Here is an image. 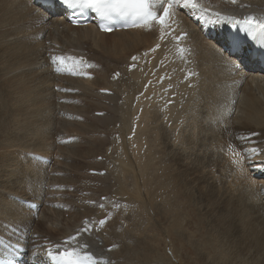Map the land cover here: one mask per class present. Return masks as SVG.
I'll list each match as a JSON object with an SVG mask.
<instances>
[{
	"label": "bare ground",
	"instance_id": "bare-ground-1",
	"mask_svg": "<svg viewBox=\"0 0 264 264\" xmlns=\"http://www.w3.org/2000/svg\"><path fill=\"white\" fill-rule=\"evenodd\" d=\"M193 3L194 7L185 6L183 0H179L171 7L163 25L150 23L102 33L91 25L71 26L60 15L40 12L30 0H0V96H5L0 101V133L3 132V140L7 133H11L7 128L11 122L8 116L13 110L14 114L28 111L25 101L33 100V94H23L25 85L29 83V72L39 75L34 98L39 101L49 99L54 105V118H49L41 126L42 120H39L38 129L27 131L31 116L20 126L24 136L35 146L17 148L13 141H9L12 151L0 153V250H3L1 242L24 239L27 240L25 246L36 252L41 242L54 244L79 232L72 243L76 246L87 245L84 250L98 259L106 260L108 264H130V261L132 264H191L193 257H197V264L221 262L202 247H194L193 250L186 215L178 212L184 205L197 200L190 198L193 190L190 179L187 187L180 184L169 194H159L160 199L156 201L172 220L170 230L165 232L162 239L165 245L159 257L152 256L154 251L151 244L153 238H158L154 233L133 229L132 233L127 231L124 234L126 226L122 228L121 214H128L136 206L126 203L120 210L113 207L110 202L112 197L107 195L111 189L108 183L111 174L106 168L107 153H117L111 166L115 171L112 172L113 186L118 187V173L124 169L121 151L116 147L113 149L107 132L94 127L89 130L88 125L86 129L89 131L85 130L80 135L82 141L64 143L67 138L75 137L63 133L76 124L77 117L84 111L81 102L98 98L101 99L100 108L89 107L87 114L93 111L90 113L97 115L93 118L100 121H119L118 111L121 107L131 116L140 111L135 124L129 125L133 131L131 133H136L129 136V141L135 146V154L131 155L129 164L146 186L153 188L156 185V167H166L170 172L168 186L175 183L176 177L172 172L178 168L187 172L205 169L206 187L216 182L223 189L213 210L222 245L229 251L233 245H244L247 255H254L257 261L264 260V209L261 197L264 177L254 169L257 162L264 165V76L238 70L230 58L220 51L221 44L215 46L204 40L194 23L197 8H203L205 11L201 12L205 17L216 18L217 21L225 20L214 13L234 19L247 16L264 20V0H236L235 3L232 0H193ZM171 20H175L174 31L167 34L166 29L170 27L167 22ZM182 31H188V34L180 43L184 49L178 52L174 38ZM45 41H48L47 46L44 45ZM69 52L72 54L69 55ZM81 54L90 60L91 66L87 70L91 73L90 77L53 73L50 63L52 57L56 56L64 58L63 64L71 63L82 70L84 64L78 60ZM133 57L136 59L133 60ZM155 66L158 67L157 72L154 71ZM162 71H166V78L161 84L148 82L153 76L156 80ZM104 90L110 93H104ZM150 93L153 94L151 98L148 96ZM118 99L121 105L117 103ZM71 101L74 103L71 104ZM104 106L111 109L109 113ZM60 112H69L68 115L76 116V120L62 117ZM30 122H34V119ZM57 130L59 136L52 139ZM147 134H151L152 138L147 140ZM54 138L62 144L54 145ZM227 139L234 141L241 151L243 160L241 158L236 166L230 165L223 156ZM157 142L162 145L166 159L155 163L153 158L159 154ZM82 144L88 145L83 168L87 172L103 169L106 172L104 175L89 176L90 180L84 186L87 187L85 191L93 190L90 195L84 198L71 195L69 197L75 199H63L64 193L60 189L63 183L56 184L54 181H64L68 177L70 170L64 163L68 158L67 152ZM144 144L147 145L146 149ZM55 147H58L63 158L55 159L51 164L34 160L36 153H27L35 151L51 158ZM253 148L258 149L260 154H253ZM91 155L94 158L89 160ZM206 161L218 164L220 171L214 173L212 168H206ZM59 165L66 176H49L53 170L59 171L54 169ZM51 187L56 189L48 192L47 189ZM187 189L188 194L185 195ZM177 191L182 193L183 199H175ZM11 194L35 201L39 206L38 211L19 204L11 198ZM194 195L200 200L202 192H194ZM102 196L105 197L103 200L100 198ZM94 197L97 199H92ZM144 200L145 206L141 201L142 206L138 211L144 206V211L149 212L155 199ZM226 201L234 218L226 214ZM67 205L78 210L74 209L73 213L64 216ZM58 206L64 210H57ZM193 207L196 209V204ZM111 209L112 212L108 214ZM238 210L241 211L240 216L236 214ZM105 215L109 216L107 222L100 232H95L94 225ZM83 227L86 228L85 232H81ZM16 231H20V234H16ZM207 235L203 236L210 244ZM109 245L112 246L107 251ZM262 260L260 262L263 263Z\"/></svg>",
	"mask_w": 264,
	"mask_h": 264
},
{
	"label": "rangeland",
	"instance_id": "rangeland-1",
	"mask_svg": "<svg viewBox=\"0 0 264 264\" xmlns=\"http://www.w3.org/2000/svg\"><path fill=\"white\" fill-rule=\"evenodd\" d=\"M38 38H40V35H38ZM44 45L47 46L48 41H45ZM71 54L72 53L69 52V55ZM38 76H39L38 74H36L35 76L33 72H29L27 74V80H28L27 82L29 83L25 85V88L23 91L24 95H27L28 92L30 93V95L31 94L35 95L34 87L36 86V78ZM33 95H31V97H33V100L25 101L27 102L26 105L29 107L28 111L24 113L14 114V110H13L12 114L8 116V117H11V119L8 120L11 122L7 124V128H8V131H11V133L9 134L7 133L8 136L4 140H3V135H2L3 132L0 133V140L2 139V141H0V153L8 154V152L12 151V149L9 148V143H8L9 141H13L14 146H16L17 148H27L28 146L30 147L35 146L32 141H29L24 136L22 132V127H20L23 123H26L27 117L31 116V120L33 121L34 119V122H36V123L30 122L31 121L30 120L28 123H31V124L33 123V125L31 126V124L27 123V126H26L27 131L36 130L46 120H49V118L50 119L54 118L53 113H52L54 105L52 104V102L49 99H44V101L43 100L39 101L38 99L34 98ZM4 97L5 96H0V101ZM54 99L57 100L58 97H55ZM100 100L101 99H98V98H92V99L88 98V100H85V102H81L83 104L84 111L77 117L76 124L69 126L68 129L64 130V133H63V134H71L75 137H69L71 138L70 142H68L69 139H66L64 143H67V142L68 143H79L80 141L83 140V138L80 137L81 133L84 132L85 130L89 131L90 129L94 127L95 129H99V130H103L104 132H107V135H109L110 140H112L113 149L116 147V150L121 151L122 157H123L122 166L124 169L118 173V176H119V181H118L119 186L118 187L113 186L114 181L112 177L115 171L112 169V166H111L113 156H117V153H114V152L107 153L106 155L107 161L106 160L105 161L107 164L106 168L108 172L111 174V178L108 181L110 185L109 188L111 189H109L110 191L107 192V195H111L112 201L110 202L113 204V207L115 209L120 210L119 208L124 206L126 203H129V204L134 203L136 206L128 214H126L127 215L126 218H124V216L126 215L121 214L120 222H121L122 228L126 226L125 227L126 229H124V234L126 235L127 231L132 233L133 229H138L144 232L148 231L150 233H154L155 237H158V238H153L151 249L154 252H152V256L159 257V254L161 255V253L163 252L162 248H164V245H165L162 239L164 238L165 232L170 230L172 220H171L170 214L166 216L164 209L162 207H158V204L156 201L157 199H160L159 194H169L173 189H175L176 186L178 187L180 184H183L187 187L188 180L190 179V181L193 184V190L190 193V198L197 199V200L195 202L193 201L192 204L184 205L178 212L184 213L186 215V220H187L186 227L191 233L190 239L193 244L192 245L193 250H194V247H202L203 250L207 251L208 253L212 255L217 256L218 260L221 261L219 262V264H222V262L226 264H260V263L264 264V260L258 259L257 261V258L254 255H253L254 257L251 254L247 255L246 251H244L245 250L244 245H242L243 247H240L241 245L239 244H238L239 247H237L236 245H233L230 251L227 250L222 245L221 241L219 240L220 231L217 227L218 223H217L216 216L213 214V210H214L215 205L218 202L219 195L223 189L221 188L220 184L216 182H211V184L208 187H206L205 183H207L208 181L204 177L205 169H199L198 171L191 169L187 172V171H184L182 168H178L172 172L176 177L175 183L173 185L171 184L170 186H168L170 172L167 170L166 167L164 168L156 167L155 169V176L157 178L156 185L153 188H149L148 186H146L138 178L136 172L131 168L129 164L130 163L129 159L131 155L133 156L135 154V150H134L135 146L133 145V142L129 141V136L133 135V133H131L133 132L132 128L130 129L129 125L135 124L137 118L140 116V111H137L136 113H134L133 116H131V114L127 113L124 107L123 108L121 107V109L118 111L120 114L119 121H116V122H112L110 120H107L106 122L100 121V120L93 118L97 116L95 114H91L93 113V111H90L91 113L89 112V115L87 114L89 107L100 108L99 107ZM45 101H46V104H45ZM59 101L61 100L59 99ZM21 102L23 101H18V103H21ZM70 103L73 104L74 102L71 101ZM117 103L121 105L119 99ZM105 110L106 112H108V110H111V109H107V107H105ZM69 112H67V114H65V112L64 113L60 112L59 114L62 115V117H67V118H71L72 120H76V116L68 115ZM36 113L38 115H36ZM130 117H132L133 120ZM1 118H2V114L0 110V120ZM39 120H42L41 124H39L40 122ZM37 123L40 126L37 125ZM131 127H133V125ZM86 128L89 130H87ZM138 133H141V132H138ZM135 134L133 136H135ZM104 135L105 134L103 133L102 136L104 137ZM56 136H59L58 130L54 133V135L52 136V139L53 137H56ZM146 137L148 140L152 138V135L147 134ZM54 143H53L54 145L62 144V143H57L55 138H54ZM144 145H145L144 149H146L147 145L146 144ZM74 148L75 150L67 152L68 158L64 160V163L67 165V168L70 170V173L67 175L68 177H65L66 179H68V181L64 178L66 174L62 173V168L60 167V165L58 166L59 168H56V167L54 168L59 171L54 172L53 170L51 174H49V176H51L52 178H64V181H61V180L54 181V183L56 184L63 183L62 187H60V189H62V192L64 193L63 199H75V197L74 198L69 197L71 195H74L80 198L81 197L84 198L85 196L90 195L93 190L88 189L85 191L87 187L84 186V184L89 182L90 175H99V174H94V173L90 174L87 172V170H85V168H83V165L85 163V158H87L86 152L88 150V145H84V144L77 145ZM156 149L159 152V154L157 155L158 157L153 158L154 162L157 163L162 159H166V156H164L165 151L162 148V145L160 144V142H157ZM27 153L28 154L30 153L41 154L35 151H28ZM41 155H44V154H41ZM62 158H63V154L60 152L58 147H55L54 150L52 151V157L49 158L50 159L49 164L53 163L55 159L56 161H58ZM93 158H94V155H91L89 160H92ZM97 159L98 160L100 159L99 156L97 157ZM204 164L206 168H212L214 173H217L218 170L220 171L218 164L214 162L206 161L204 162ZM103 170H105L106 172V169H103ZM112 172L114 173L112 174ZM69 183L72 185L71 187L69 186L70 185ZM50 189H56V188L51 187L47 189L48 192H50ZM95 191H97V189H95ZM197 191L202 192L200 200L197 198V196L194 195V192H197ZM187 194H188V189L185 192V195ZM100 198L101 200H103L104 196ZM92 199H97V197H94ZM144 199H155L154 200L155 202L152 204L153 207H151V210L149 212L144 211V208H143L145 206ZM175 199H183V195L182 193H180V191H177L175 195ZM141 201L144 202V206L142 207L140 211H138V208L142 206ZM195 204H196V209L193 207V205ZM225 204H226V211H227L226 214L230 216L229 218L231 217L234 218V214L230 212L228 201H226ZM61 208H62L61 206H58L57 210L63 211L64 209H61ZM76 208L77 207H74L72 205H67V212L64 213V216H67V214L73 213L74 209L78 210ZM112 210L113 209L108 211V214L109 212H112ZM240 213H241L240 210L236 211V214H238L237 216H240ZM192 220H194L195 222L192 223ZM156 234L159 236H157ZM206 234H208L207 238L210 244H207V242L205 241L206 239L204 236ZM156 241L159 244H157ZM109 246H112V245H109ZM261 260L263 261V263L260 262ZM131 262L132 261H130L129 263L132 264ZM191 264H197V257H193Z\"/></svg>",
	"mask_w": 264,
	"mask_h": 264
},
{
	"label": "snow or ice",
	"instance_id": "snow-or-ice-1",
	"mask_svg": "<svg viewBox=\"0 0 264 264\" xmlns=\"http://www.w3.org/2000/svg\"><path fill=\"white\" fill-rule=\"evenodd\" d=\"M58 2L73 14H83L87 11H91L105 21L111 22L119 19L130 22L133 26H136L137 24L147 25L152 22L163 25L165 19L170 14V8L173 4L179 2V0H167L166 3H164V0H58ZM183 2L185 6H195L193 0H183ZM232 2L235 3L236 0H232ZM158 7H163L162 13L157 12L156 9ZM214 15L225 21L233 19L229 16H221L219 13H214ZM252 19V17H247L244 23L250 25ZM100 27L103 31L112 30L105 24H101ZM260 27L264 28V24H261ZM248 32L249 35H252L251 28L248 29ZM177 39H180V37H177ZM261 47H264V44H262ZM132 59L135 60L136 57ZM52 60L54 63H64L63 57H52ZM235 66L239 70V64L237 63ZM188 75H192V73ZM251 152L253 154H260L259 150L255 148L251 149ZM105 222V220L99 221L101 225ZM74 240H76V237H69L65 243L70 244ZM87 247V245L69 247L56 253L49 251L48 258L53 264H108L106 260L98 259L91 252L84 250L87 249Z\"/></svg>",
	"mask_w": 264,
	"mask_h": 264
}]
</instances>
